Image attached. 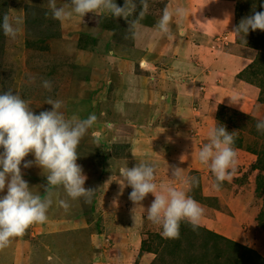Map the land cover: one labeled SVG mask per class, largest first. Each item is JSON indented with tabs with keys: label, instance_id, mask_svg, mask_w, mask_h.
<instances>
[{
	"label": "rangeland",
	"instance_id": "rangeland-1",
	"mask_svg": "<svg viewBox=\"0 0 264 264\" xmlns=\"http://www.w3.org/2000/svg\"><path fill=\"white\" fill-rule=\"evenodd\" d=\"M212 1L229 7L235 43L216 42L215 37L221 33L212 38L211 47L251 61L235 76L236 82L255 87L259 93L256 105L264 110V31L250 29L245 37L235 32L242 19L264 11V0ZM134 2L136 12L127 20L98 12L83 18L73 13L71 19L61 22L52 19L49 0H0V19L8 13L18 29L15 38L6 37L0 29V92L11 89L14 94L19 93L35 114L52 109L46 103L51 97L63 102L61 111L66 118L75 115L84 119L93 113L97 116L95 125L78 146L77 159L88 177L85 188L96 189L91 202H71L72 207L66 212L59 204L66 195L62 189H53L47 222L33 224L24 236L0 250V264H264V133L256 129L257 122L264 120V113L259 117L211 100L200 108L203 114L197 116L202 119L201 124L191 125L198 128L201 148L208 143L209 130L217 125L225 126L236 137L238 166L232 181L223 182L219 190L214 187L216 180L209 167L199 160L190 174L185 163L186 168H180V178L173 177L171 169H156L158 191L161 184L185 190L203 205L209 224L218 221L214 229L200 224L193 231L188 223L181 222L179 239H166L161 235V226L147 219V210L136 212L131 219L140 205L135 209L127 204V185L121 187V177L113 183L116 176L110 173L102 183L103 175L96 172L98 162L106 158L111 160L107 163L111 168L129 167L128 155L137 151L128 150L135 137L150 135L145 122L151 117L152 122L162 123L157 134H153L158 145L175 146L181 142L176 134H185L181 130L168 132L173 126L163 123L169 120V114H151L140 109L142 103L134 105V101L126 99L128 86L154 96L155 90L168 83L172 85L170 98L185 102L193 91L201 99L207 89L203 78L205 63L193 61L192 69L188 68L190 61L184 66L177 62L164 65L161 52L148 48L150 37L159 32L156 23L166 7L170 11L177 7L186 9V15L182 19L174 17L170 25V34L176 35L179 26L203 25V15L211 13L204 0H148L142 18L140 0ZM55 3L71 10L70 0ZM116 3L123 6L125 0ZM200 8L203 15L199 14ZM205 51H210L208 44ZM147 63L153 64L147 67ZM126 76L136 77L135 81L128 82ZM43 80L52 81L51 92L42 87ZM121 98H125L123 112L113 109ZM244 107L249 108V101ZM108 123L113 125L111 129L106 127ZM93 132L100 133L99 144L94 141ZM154 156L155 153L148 155L152 160ZM34 159L31 153L25 157ZM21 170L31 190L43 195L41 185L47 183V170L35 164L24 168L23 163ZM191 177L198 178L199 184L188 190L183 181Z\"/></svg>",
	"mask_w": 264,
	"mask_h": 264
},
{
	"label": "clouds",
	"instance_id": "clouds-1",
	"mask_svg": "<svg viewBox=\"0 0 264 264\" xmlns=\"http://www.w3.org/2000/svg\"><path fill=\"white\" fill-rule=\"evenodd\" d=\"M70 4L71 10H67L64 6L58 7L55 0H49L52 19L63 22L71 19L73 13L83 18L88 13L102 12L109 17L127 20L137 8L134 0H125L123 6H119L116 0H70ZM140 4L142 10L139 17L142 18L148 9V0H140ZM185 15L186 9L183 7H177L174 11L166 7L156 28L161 35H169L174 17L182 19ZM135 23L133 21L132 28ZM0 29L6 37L15 38L18 34L8 13H4L0 19ZM250 29L264 31V11L254 12V15L242 19L235 32L245 37ZM42 87L51 92L52 81L43 80ZM231 102H234L233 98ZM46 103L52 105V109L35 114L19 93L14 94L11 89L0 92V149L3 150L0 152V193L7 190L5 195L0 196V250L9 247L13 239L24 236L33 224L47 222L49 209L53 205V189H62L66 195V199L59 201L66 212L72 207L71 202L83 199L85 203H90L96 191L85 188L88 177L77 159L78 146L95 125L97 116L93 113L84 119L75 115L66 118L61 111L62 101L49 97ZM118 110L123 112V107L120 106ZM106 127L111 129L113 125L108 123ZM256 129L264 133V120L257 122ZM207 135L208 143L200 149L198 159L209 167L216 180L214 187L219 190L223 182L232 181L238 166V153L234 147L236 137L223 125L212 127ZM92 136L99 144L100 133L93 132ZM30 153L34 155V161L25 160ZM22 163L24 168L35 164L43 171L47 170V183L41 185L43 195L34 193L23 178ZM155 173L156 165L152 163L121 167L119 176L124 180L121 187L126 183L132 188L129 199L136 205L149 193L154 195L155 199L146 215L153 224L161 226L164 238L179 239L181 222L188 223L193 231L197 230L204 215L203 207L185 190L161 184L158 191ZM171 174L176 178L182 177L179 167H173ZM183 182L188 185V190L199 184L196 177Z\"/></svg>",
	"mask_w": 264,
	"mask_h": 264
},
{
	"label": "crops",
	"instance_id": "crops-1",
	"mask_svg": "<svg viewBox=\"0 0 264 264\" xmlns=\"http://www.w3.org/2000/svg\"><path fill=\"white\" fill-rule=\"evenodd\" d=\"M210 1L211 0H204V4L208 7L207 12H211L207 15V17L203 15V8L199 9V14L203 15V19L201 21L203 23L202 26H196L195 24L189 25L194 28L179 26L178 30H176V35L172 33L170 35L163 36L160 32H155L148 41L149 49H153V51L156 49L161 52L160 58L164 65L169 64L171 66L172 63L177 62L178 64L180 63L181 66H184L187 61H190L188 68L192 69L193 61L199 60L201 63H205L203 78L207 82V89L206 93L202 94L201 99L199 94H197L196 91H193L188 98L189 101L185 102V99L178 101L170 98L172 97L169 95L172 85L168 83H165V85L158 90L154 89V96H151L144 89L136 90L128 86V98L126 99L131 100V102L134 101V105L142 103L143 105L140 109L149 110L151 114L157 112L162 115L169 114V120L166 123H163L171 124L173 126L168 129V132L181 130L185 133L176 134L181 142L175 146L170 147L168 143L158 145L159 143L153 140V134H157V132L161 129L159 124L162 123L152 122L151 119L153 118L151 117L149 122H145L146 124H149L150 135L135 137L131 144V148L128 150L137 151V154L133 152L134 155H128L130 160L129 167H133L138 163L146 162L155 164L156 169L158 170L167 171L175 166L185 169L186 167L183 166L187 164L189 174L193 173L194 163L199 160L198 153L201 147L198 145V128H194L191 124H201L202 119L198 117L202 113L200 108L205 107L207 102L210 103L211 101H214L222 104H229V106L237 108L245 113L252 112L256 116L263 117V108L256 105V99L259 94L258 90L253 86L236 82L235 76L246 69L251 61L245 56L231 52L227 53V50L225 49L219 50L211 47L212 38L221 33V35L215 37V41L217 42L222 40L223 44L232 45L235 43V33L233 30V19L231 18V11L229 7L223 3L217 2L215 4L213 1ZM194 29H198L200 32H196ZM181 33H183V35H181ZM207 44L210 49L209 52L205 51ZM150 64L147 63V67H149ZM135 78L126 76L128 82L131 80L135 81ZM132 96H134V98H132ZM231 97L234 102H231ZM120 100L122 103L120 101L115 103L113 106L114 110L119 109L120 106L123 107L125 98H121ZM248 101L249 108H245L244 104ZM192 104H196L199 107H194ZM136 142L138 144H136ZM151 153H155L154 158L152 157L153 160L148 157ZM108 162L111 163V160L107 158L102 159L96 166V172L103 175L101 179L102 183L105 178H108L110 173L116 176L113 183L116 182L120 178L119 169L124 167L121 165L117 168H111L107 165ZM166 162H168V164H165ZM88 165L91 167L89 163ZM99 166H101V169ZM116 169L118 170L115 172ZM210 182L211 181H209V186ZM126 190L129 198L132 188L130 186H126ZM113 193L114 192L112 191V195L114 196ZM154 199L155 197L149 193L139 204L140 210L132 212L133 216H131V219L136 217V212L147 210ZM127 204L135 209H138L137 205L130 199ZM114 206L115 203L113 202L112 208H114ZM201 207H203V205H201ZM203 209L204 215L201 218L200 224H207L210 229H214L218 225V221L215 220L209 224V219L205 215V208Z\"/></svg>",
	"mask_w": 264,
	"mask_h": 264
}]
</instances>
